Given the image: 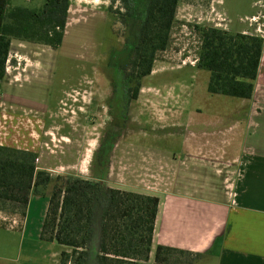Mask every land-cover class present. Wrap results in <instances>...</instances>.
<instances>
[{"label":"rangeland","instance_id":"1","mask_svg":"<svg viewBox=\"0 0 264 264\" xmlns=\"http://www.w3.org/2000/svg\"><path fill=\"white\" fill-rule=\"evenodd\" d=\"M146 1L132 0L126 15L118 0H69L59 47L13 40L0 82V146L34 152L38 170L72 179L103 177L108 165L113 178L138 147L178 157L180 128L186 122L192 123L187 132L194 140H204L200 132L216 126L220 143L232 142L230 151H239L241 139L228 127L245 118L261 92L257 87L248 102L209 94V73L195 67L200 44L196 27L264 39V0H179L168 45L156 54L150 75L141 79L132 99L129 63ZM42 4L9 0L7 10ZM252 17L255 21L250 22ZM263 71L259 67L260 79ZM50 191L51 186L44 196L29 195L25 217L0 201V264H59L58 249L67 248L39 240ZM190 260L175 252L169 255L170 264Z\"/></svg>","mask_w":264,"mask_h":264},{"label":"trees","instance_id":"2","mask_svg":"<svg viewBox=\"0 0 264 264\" xmlns=\"http://www.w3.org/2000/svg\"><path fill=\"white\" fill-rule=\"evenodd\" d=\"M0 0V82L13 40L52 49L62 43L69 0H43L38 9ZM130 15L132 0H118ZM179 0H147L138 22V41L130 60L131 98H136L142 78L150 75L155 56L168 45ZM200 44L195 61L209 73L206 90L211 95L248 100L258 77L264 39L215 27H196ZM134 80V81H133ZM110 151V150H109ZM37 154L0 146V201L25 217L29 195L44 196L51 186L39 240L67 249L59 264H147L151 251L158 198L118 189H105L99 181L52 177L38 170ZM94 248V250H92ZM96 249V250H95ZM175 252L197 259L190 252L158 246L155 264H170ZM93 255V259L92 256Z\"/></svg>","mask_w":264,"mask_h":264},{"label":"crops","instance_id":"3","mask_svg":"<svg viewBox=\"0 0 264 264\" xmlns=\"http://www.w3.org/2000/svg\"><path fill=\"white\" fill-rule=\"evenodd\" d=\"M260 67L264 69V50ZM257 87L259 99L245 118L228 127L241 139L239 151H230L232 142L220 143L216 126L200 132L204 140H194L196 136L187 132L192 123L186 122L180 128L178 157L138 147L118 175L111 178L108 165L103 177L87 179L105 189L158 198L147 264H155L158 246L197 255L195 262L186 264H264V79L259 74L253 95ZM156 169L160 173L155 174ZM142 175L140 181L133 180Z\"/></svg>","mask_w":264,"mask_h":264},{"label":"built area","instance_id":"4","mask_svg":"<svg viewBox=\"0 0 264 264\" xmlns=\"http://www.w3.org/2000/svg\"><path fill=\"white\" fill-rule=\"evenodd\" d=\"M249 21H250V22L255 21V17L249 18ZM257 23H258V22H257ZM261 25H262V24H260V23L257 24V26H258L257 31H260V28H259V27H260ZM243 33L247 34L246 32H243Z\"/></svg>","mask_w":264,"mask_h":264},{"label":"flooded vegetation","instance_id":"5","mask_svg":"<svg viewBox=\"0 0 264 264\" xmlns=\"http://www.w3.org/2000/svg\"><path fill=\"white\" fill-rule=\"evenodd\" d=\"M133 99V98H132Z\"/></svg>","mask_w":264,"mask_h":264}]
</instances>
